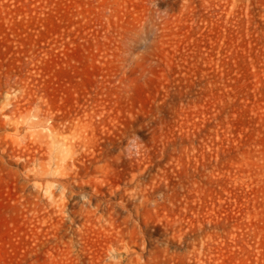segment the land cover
<instances>
[{"label":"rangeland","instance_id":"rangeland-1","mask_svg":"<svg viewBox=\"0 0 264 264\" xmlns=\"http://www.w3.org/2000/svg\"><path fill=\"white\" fill-rule=\"evenodd\" d=\"M0 264H264V0H0Z\"/></svg>","mask_w":264,"mask_h":264}]
</instances>
